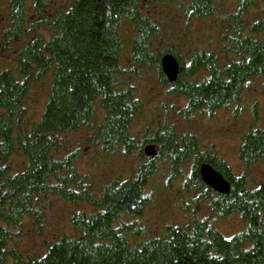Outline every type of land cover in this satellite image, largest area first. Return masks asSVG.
<instances>
[{"label": "trees", "instance_id": "trees-1", "mask_svg": "<svg viewBox=\"0 0 264 264\" xmlns=\"http://www.w3.org/2000/svg\"><path fill=\"white\" fill-rule=\"evenodd\" d=\"M30 3L37 26L52 33L47 39L37 35L22 46L16 73L0 69V264H264V181L248 188L245 175L233 174L213 150L202 151L194 134H177L167 125L144 138V145L138 144L131 126L142 102L135 88L123 81L129 71L122 62L123 29L129 24L135 30L128 42L131 64L135 69L145 63L155 68L168 93L186 100L180 117L190 119L197 112L214 116L229 106L239 116L244 91L253 88L256 79L264 88V7L262 17L250 24L238 21L264 0H236L230 15L237 22L225 31L221 55L193 48L185 57L172 47L153 55L151 43L159 25L143 14L139 0H68L66 7L53 11H47L45 0H8L11 26L6 34L11 40L21 36ZM181 6L189 19L208 18L215 11L214 0H185ZM167 53L179 64L173 82L160 67ZM49 74L41 115L29 122L25 117L31 82ZM96 104L104 114L94 126ZM87 129H92L91 139L103 151L119 147L124 155L136 151L141 159L129 177L109 181L98 195L76 169L80 152L61 153L66 134ZM146 145H153V157L145 155ZM17 152L25 161L11 174L7 161ZM162 157L169 165V184L179 179L185 192L198 193L221 218L238 216L243 229L225 237L208 219L193 217L186 226L165 224L156 235L131 240L143 233L136 219L153 202L146 188ZM237 158L248 166L264 163V126L251 125L242 133ZM188 159L192 168L185 175L182 167ZM202 163L229 181V194L203 183ZM49 195L90 209L72 214L79 234L61 235L46 242L43 253L31 256H24L17 246L9 248L12 227L25 219L41 227L43 202Z\"/></svg>", "mask_w": 264, "mask_h": 264}, {"label": "rangeland", "instance_id": "rangeland-1", "mask_svg": "<svg viewBox=\"0 0 264 264\" xmlns=\"http://www.w3.org/2000/svg\"><path fill=\"white\" fill-rule=\"evenodd\" d=\"M185 0L172 2H154L153 0H139L143 14L152 18L159 25V34L152 38L153 55H157L165 47H172L183 57L193 48L211 49L222 54V43L226 44L224 34L231 25L237 22L231 13L235 11L236 0H214L215 11L208 18H187L183 14L181 4ZM47 11L61 9L67 6L68 0H45ZM264 3L252 8L247 16L238 23L250 24L254 19L262 17L261 10ZM36 13L29 4L26 21L21 36L15 35L11 40L6 32L10 28L8 0H0V69H10L16 73V56L19 50L33 40L37 35L49 38L51 31L36 24ZM34 25H36L34 27ZM135 30L132 25L123 29L125 50L122 62L129 71L123 78L131 84L137 97L142 102L141 112L133 121L131 134L138 144L144 145V138L152 136V132L161 126L172 127L177 134L192 133L199 142L202 151H211L222 157L235 175H245L247 187L255 188L264 181V163L245 165L237 158V148L241 143V136L251 125L264 126V88L262 80L256 79L255 86L246 89L241 101L242 112L239 116L233 113V106L217 111L214 116L195 113L190 119L179 116V109L186 100L180 96L168 93V89L158 80L157 70L148 64H141L135 69L129 60V40ZM136 70V71H135ZM50 74L41 81L33 80L26 97L28 112L25 120L32 122L39 119L43 105L48 97ZM96 114L94 126L101 122L104 112L95 105ZM256 107V108H255ZM256 110L258 121L254 120ZM92 129L79 130L65 135V145L61 153L80 152L75 160L79 173L86 175L95 195L109 181L117 178L126 179L141 163L136 151L126 156L121 148L112 152H105L100 145L91 139ZM147 144V143H146ZM156 144V143H155ZM155 151L160 145L154 146ZM25 158L15 153L7 161L10 173L20 170ZM192 160L188 159L182 167L183 174H189ZM169 165L165 157L157 160L156 172L149 179L146 188L148 194H153V202L146 207L144 214L136 219L143 233L133 239H144L158 234L165 224L186 226L193 217L206 218L225 237L243 229L244 224L238 216L232 215L221 218L210 207L206 199L200 198L198 193L185 192L180 186V180L168 183ZM196 199L197 202H193ZM44 222L41 227L35 226L29 219H25L20 226L12 227L13 242L9 248L17 246L24 256H31L45 251L44 244L61 235L75 236L79 232L71 223L75 211L90 209L83 203H68L56 196H47L44 201ZM124 220L133 221L127 218ZM10 261H8L9 263Z\"/></svg>", "mask_w": 264, "mask_h": 264}, {"label": "water", "instance_id": "water-1", "mask_svg": "<svg viewBox=\"0 0 264 264\" xmlns=\"http://www.w3.org/2000/svg\"><path fill=\"white\" fill-rule=\"evenodd\" d=\"M160 67L162 74L168 82H173L177 79L179 74V64L173 55L169 53L163 55L160 59ZM144 153L147 156L153 157L155 155L153 145H146L144 147ZM199 175L207 187L222 195L229 194L231 189L229 181H227L211 165L202 163L199 166Z\"/></svg>", "mask_w": 264, "mask_h": 264}]
</instances>
